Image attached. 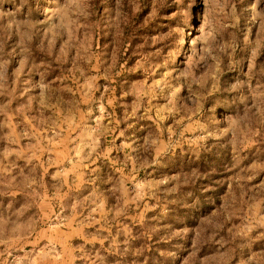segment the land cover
Segmentation results:
<instances>
[{
  "label": "rangeland",
  "instance_id": "obj_1",
  "mask_svg": "<svg viewBox=\"0 0 264 264\" xmlns=\"http://www.w3.org/2000/svg\"><path fill=\"white\" fill-rule=\"evenodd\" d=\"M0 264H264V0H0Z\"/></svg>",
  "mask_w": 264,
  "mask_h": 264
}]
</instances>
